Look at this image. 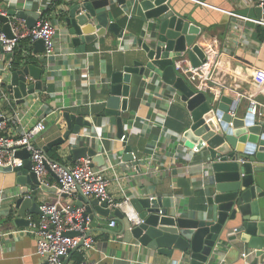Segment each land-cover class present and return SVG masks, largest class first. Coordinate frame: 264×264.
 <instances>
[{
	"label": "crops",
	"instance_id": "0c3cea01",
	"mask_svg": "<svg viewBox=\"0 0 264 264\" xmlns=\"http://www.w3.org/2000/svg\"><path fill=\"white\" fill-rule=\"evenodd\" d=\"M71 1L0 0V11L10 8L41 10L38 20L41 17L50 19L60 32L57 35L58 54L50 60L43 59V52L34 53L36 46L30 39L22 40L17 46L14 55L18 54L19 58L30 54V60H36L34 63L43 67L44 85L42 91L24 96V102L19 103L13 96L9 97L4 88L8 75L3 74L0 108L8 117L5 132L17 136L22 128L33 126L46 115L47 128L35 138V143L43 147L65 132V111L83 115L92 122V127L83 128L72 142L93 145L105 155L106 163L102 166L111 182L108 190L115 200L169 196L173 207L185 215L206 209L201 186L205 179L201 157L182 139L190 112L172 85L154 71L147 70L145 76L133 75L129 111L125 113L128 122L125 133H130L126 143L119 140L117 125L111 118L101 114L109 94L106 89L111 73L134 64L141 53L139 39L146 33L148 36L152 25L139 0H126L124 5L110 0L109 8L124 30V39L121 41L107 31L88 44L86 53L77 52L64 21L67 15L64 9ZM169 4L175 13L201 28L197 42L206 54L211 50L219 53L211 87L205 92L208 98L219 100L222 96L232 97L241 92L244 96L236 110V115L241 117L248 113L249 94H254L264 104V93L260 90L264 88V27L241 17L259 18L257 0H170ZM172 94L174 102L168 105ZM259 110L262 115L255 116L263 119L264 106ZM126 144L132 146L134 160L127 159ZM70 148L66 142L62 149L54 147L50 151L63 162L72 163L68 160ZM48 179L50 187H55V175L49 173ZM19 188L15 172L0 171V238H4L0 245V264H42V257L36 253L34 234L23 233L30 224L17 226L14 222L17 215L11 204ZM78 195H63L61 201L83 210L77 206ZM57 199V191H40L38 195L39 203ZM29 216L39 217L38 214ZM111 219L114 218L88 217L90 232L96 240L94 248L77 247L64 264H187L179 257L171 259L148 249L136 239L126 243L121 222L117 220L115 226H110ZM219 250L209 264H243L242 252L248 248L244 244L233 247L222 240ZM252 253L248 261L254 260Z\"/></svg>",
	"mask_w": 264,
	"mask_h": 264
},
{
	"label": "water",
	"instance_id": "95a60500",
	"mask_svg": "<svg viewBox=\"0 0 264 264\" xmlns=\"http://www.w3.org/2000/svg\"><path fill=\"white\" fill-rule=\"evenodd\" d=\"M126 0H118L124 5ZM170 0H139L145 16L152 22L144 37L139 39L141 53L133 65L113 71L107 86V98L103 115L109 116L117 125L118 136L125 133L128 125L126 114L134 74L145 76L146 71H154L172 85L181 99L187 103L190 121L183 132L186 146L201 157L205 173L206 209L195 214H184L173 207L172 198L136 197L130 206L141 222L130 220L120 208L114 210L108 201L87 198L79 190L77 206L83 208L81 215L86 222L98 215L114 218L121 222L124 241L136 239L142 246L157 251L169 258L179 257L187 264H209L217 257L219 243L226 240L230 246L244 244L253 251V259L248 264H264V118L258 119L247 113L232 116L233 98L222 96L219 100L208 98L205 92L196 91L180 75L174 66L177 57H189L194 66L205 62L207 54L198 44L201 28L174 12ZM110 0H72L64 9V21L77 52L86 53L88 44L107 31L122 37L124 30L116 22ZM260 12H261V8ZM259 17L261 13L258 14ZM40 12L35 10L10 8L6 14L0 13V31L13 37L10 20L13 17L25 19L30 27L36 25ZM149 27V26H148ZM147 32V31H146ZM34 53L44 51V41H33ZM1 46V43H0ZM6 58L13 59V66L7 72L4 88L9 97L24 102V96L43 89L42 66L32 62L31 55L25 54L14 59V53ZM67 128L62 136L48 142L43 149L48 153L52 148L62 149L68 142V160L75 161L90 156L95 166L106 163V157L93 145H74L73 137L83 128L92 127V122L83 115L69 111L63 113ZM127 159L134 160L133 148L125 146ZM23 158L21 166L0 165V171L15 172L20 187L17 198L12 202L16 211L14 222L17 226H28L30 215H41L38 195L40 191H57L56 187L41 183L31 170V153L25 148L16 152ZM73 209H75L73 207ZM236 232L232 233L231 231ZM240 229V230H239ZM77 234L78 232H67ZM4 238H0V245ZM67 260V258L65 259Z\"/></svg>",
	"mask_w": 264,
	"mask_h": 264
},
{
	"label": "built area",
	"instance_id": "2783aa9c",
	"mask_svg": "<svg viewBox=\"0 0 264 264\" xmlns=\"http://www.w3.org/2000/svg\"><path fill=\"white\" fill-rule=\"evenodd\" d=\"M19 0H11V2ZM258 6L261 8V16L259 18H247L241 16L245 20L252 21L264 27V0H257ZM41 15V10H38ZM7 11H0L6 14ZM239 16V15H238ZM10 27L13 37H8L3 31H0V87L3 80V74L7 73L13 66V59H7V53H14L19 43L24 39L35 41L42 39L44 41L43 59L50 60L58 54L57 52V35L60 33L59 28L50 19L41 17L37 20L35 26L30 27L25 19L13 17L10 20ZM124 36L119 37L123 40ZM218 52L211 50L207 54L205 62L198 66H194L191 60H187L185 55L177 57L174 61L176 71L184 76L186 80L194 87L196 91L206 92L212 81L213 70L218 64ZM264 93V88L260 89ZM244 96L241 92H236L232 98V108L229 113L236 115V110L240 105ZM249 103L247 112L253 115H262L259 110L264 106L254 94L248 95ZM174 102V95L168 98V105ZM8 117L0 108V165L21 166L23 158L18 157L16 152L25 148L31 153L32 160L31 170L34 171L41 183L51 186L48 179L49 173L57 178V184L53 185L57 188L58 199L55 201H43L40 203L42 212L38 218L29 216L30 225L23 230L34 234L37 243L36 253L42 257V264H64L65 259L79 246L87 249L94 248L96 240L90 232L89 221L85 222L82 218V209H73L69 204L61 201L63 195L76 196L79 190L87 198L97 197L100 201H108L111 208H120L127 217L137 222L141 220L133 214L130 206V199L125 198L123 201L115 200L110 192V179L106 176V169L97 167L93 164L90 156L81 157L72 163L61 162L52 158L43 149V147L35 143V138L46 130V115H43L39 121L29 128H22L17 136H9L5 129L7 128ZM130 133H124L119 140L126 143ZM202 175L205 173L202 166ZM205 185V179L201 181V186ZM117 219H111L110 226H115ZM235 229L234 231H236ZM78 232L77 234H68L67 232ZM251 250L242 252L244 259L243 264L249 263Z\"/></svg>",
	"mask_w": 264,
	"mask_h": 264
},
{
	"label": "trees",
	"instance_id": "16d2710c",
	"mask_svg": "<svg viewBox=\"0 0 264 264\" xmlns=\"http://www.w3.org/2000/svg\"><path fill=\"white\" fill-rule=\"evenodd\" d=\"M58 1H62V0H58ZM57 3H58V2H57ZM262 35H263V37H264V31H262ZM15 52H16V49H15ZM17 58H18V54L15 53V58H14V59L16 60ZM34 62H36V60H35ZM48 154H49V156H51L52 158L57 159V160H59V161L62 162V159L59 158L57 155H55L53 151H49Z\"/></svg>",
	"mask_w": 264,
	"mask_h": 264
}]
</instances>
